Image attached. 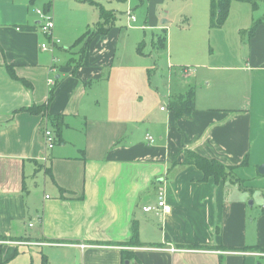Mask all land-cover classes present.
<instances>
[{"label":"crops","instance_id":"0c3cea01","mask_svg":"<svg viewBox=\"0 0 264 264\" xmlns=\"http://www.w3.org/2000/svg\"><path fill=\"white\" fill-rule=\"evenodd\" d=\"M191 1L199 41L183 47L179 35L174 51L170 37L168 67L195 70L186 67L180 92L171 85L148 108L138 67L153 51L119 59L109 0H80L99 16L72 6L67 24L56 0H0V264H264V10L234 2L227 23L211 30V0ZM167 2L147 0L135 28L152 30V42L171 31ZM37 11L55 23L52 49L41 48L52 43ZM105 29L87 54L77 46ZM191 79L195 111L177 119L169 99ZM187 151L236 168V178L207 177L185 164ZM160 189L171 212H144Z\"/></svg>","mask_w":264,"mask_h":264},{"label":"rangeland","instance_id":"374dc122","mask_svg":"<svg viewBox=\"0 0 264 264\" xmlns=\"http://www.w3.org/2000/svg\"><path fill=\"white\" fill-rule=\"evenodd\" d=\"M69 2H70V5H69ZM146 3H147V0H133V8H134L133 10L134 11L132 10L131 11L133 13V16L137 20V22L135 23L131 20H129L131 22L129 23L128 16L125 14L126 11H129L128 10L129 6H128L127 1L109 0V2H105L104 4L106 10L108 11L114 10L118 12L117 13L118 18H117V22L115 23V29L112 30V32L114 31L118 35L115 41L120 49L118 52V57L120 60L126 61L128 54L130 52L131 53H134V51L136 52L138 43L140 42L145 43V48H144L145 53L149 54L151 51H153V48H152L153 31L152 30L145 31L147 33L145 35V32L143 30H140V31L135 30L136 27L144 25L145 15L147 14V4ZM250 5H251L250 3L249 4L246 3L245 6H250ZM72 6L74 8L92 10L93 13L97 12L96 14H98V11L93 9L90 5H88V3H81L80 0H67V1L56 0V2H53V7L54 8L56 7V13L61 16V19L63 23L65 24L69 22L71 23L76 19L74 17H71L69 13V11L73 9ZM239 6H242V5H239ZM257 7L256 8L253 7V9H250L251 10L250 12L252 13L256 12V15L258 13L259 15H261L262 11L264 10V0H258ZM165 11L169 12L170 17L173 20V22L171 23V27H170L171 31H167V36H168L167 52H163V51L154 52L153 51L152 58L143 59V60L142 58L139 59L140 66L138 67V73L140 74V80L143 79L147 86V90H151L150 94L148 93L147 95L145 94L144 104L148 108L150 106L154 107L158 104V99L156 97V94L166 95L168 92V89L170 88L169 86L173 85V90L171 92H174V91L180 92L179 88L175 85L180 81L178 76L180 74H183L182 70H184V68L189 67L190 69H192V71L195 70V67L193 65H189L186 67L184 66L173 67V69H170V67H168V60H169V56L171 57V50L169 48L170 37H172V50L174 51L175 49L177 50L178 48L181 47L179 35L182 38L183 47H187L188 45L195 46L198 43L199 40L197 39L199 38L197 37L201 35L199 34V32L201 31L200 26L196 23L197 21L196 18L198 17V13H199L198 8H195V6H193V3L191 0H168L165 6ZM240 14H244V13L240 12ZM209 24H211L210 21H209ZM209 27L211 30L220 28V27L211 28V26ZM77 31L78 30L76 29L72 30L73 32L72 34L77 33ZM89 32H91V34L94 33V31H89ZM80 42H81L80 44L77 43V46L81 50L83 48L85 41L82 39ZM224 48L222 50H224ZM186 55H187V60H192L191 53H186ZM143 62L146 67L148 66L147 69L151 70L149 74L146 70H144L145 68L141 67L143 66ZM150 82H151V85H150ZM190 85H193L197 93L198 86L195 84V81L193 79H191ZM174 94H177V93H174ZM166 102L167 101H165V104L161 103L160 105L162 106L165 105V108H166Z\"/></svg>","mask_w":264,"mask_h":264},{"label":"trees","instance_id":"16d2710c","mask_svg":"<svg viewBox=\"0 0 264 264\" xmlns=\"http://www.w3.org/2000/svg\"><path fill=\"white\" fill-rule=\"evenodd\" d=\"M234 2H240V3H250L254 8L258 5V0H211V7H210V14H211V28H217L222 27L227 22L231 6ZM109 30L105 29L103 31H94V33L91 34V32H87L82 38L78 40V43L80 44L81 40L83 39L85 41V51L87 54L88 51V45L93 38L94 34H103L107 33ZM254 32V28H252L251 33ZM90 33V34H89ZM167 42L168 37L167 33L161 32V33H155V40L153 42V51H167ZM144 48L145 43H141L137 49V52L139 55H144ZM77 67H75L76 69ZM74 69V73L75 70ZM187 68H184L182 70L183 72ZM8 72L11 76H15L14 70L12 67L8 68ZM54 96V92H51V96L49 99V103L52 100ZM195 104H196V89L193 87V85H190L188 90L184 93L174 94L171 95L169 99V109L175 114V117L177 119L181 118H187L190 117L191 113L195 111ZM31 112L35 113H44L45 108L44 107H34L29 109ZM186 158H185V164H194L200 169H202L205 173V175L213 176L216 180H219L221 178L225 179L229 176H231L233 179L236 178L234 171L236 168H227L223 164L219 163L216 160H208L206 158H203L195 153L192 152H186ZM246 164V163H245ZM135 235L133 236L134 239ZM128 259H125V261Z\"/></svg>","mask_w":264,"mask_h":264},{"label":"built area","instance_id":"2783aa9c","mask_svg":"<svg viewBox=\"0 0 264 264\" xmlns=\"http://www.w3.org/2000/svg\"><path fill=\"white\" fill-rule=\"evenodd\" d=\"M37 14L40 17V28L41 31L49 36L51 38V43L50 45L46 44L43 45L41 48L43 50H47V49H52L53 45H59L60 41L53 38V30L55 28V23L52 19L51 16H49L48 14L44 13L43 11H37ZM129 16V20L135 22L136 18L133 16L132 11H129L128 14ZM49 85L54 86V82L51 80L49 81ZM163 110H165V108H163ZM45 136V140H46V144L48 146V149H53L55 144H56V137L54 135V133L51 130H45L44 133ZM146 140L149 144H154V139L151 136H147ZM263 210H264V206H263ZM144 212L147 213H151V214H156V215H162V214H169L171 212V208L170 206L167 205L166 202V197H165V193L163 192L162 189H160L159 193H158V201L157 204L155 206H146L143 208ZM32 226V224H31ZM171 252H180V250L177 249H170Z\"/></svg>","mask_w":264,"mask_h":264},{"label":"water","instance_id":"95a60500","mask_svg":"<svg viewBox=\"0 0 264 264\" xmlns=\"http://www.w3.org/2000/svg\"><path fill=\"white\" fill-rule=\"evenodd\" d=\"M259 172H260L261 174H264V165L260 167Z\"/></svg>","mask_w":264,"mask_h":264}]
</instances>
